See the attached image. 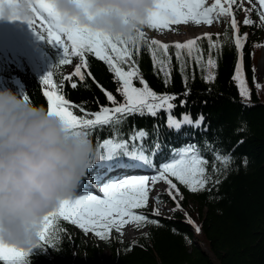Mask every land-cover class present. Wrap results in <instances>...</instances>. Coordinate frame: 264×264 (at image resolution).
Segmentation results:
<instances>
[{
    "label": "trees",
    "instance_id": "16d2710c",
    "mask_svg": "<svg viewBox=\"0 0 264 264\" xmlns=\"http://www.w3.org/2000/svg\"><path fill=\"white\" fill-rule=\"evenodd\" d=\"M243 14V10H235V16ZM250 18L255 23L244 25L243 19L239 31L240 36L247 34L243 47V71L249 98L240 95L233 80L239 53L231 39L233 31L228 23L220 38L223 42L227 31L229 39L219 52L214 50L217 67L214 70L215 80L211 83L204 79L206 72H201L195 65L187 70L188 79L185 82L173 58L172 77L165 85L162 76L153 67L147 45L142 43L139 52H134L140 75L150 88L157 93L175 94L187 101L184 107L174 110V115L179 117L181 113H187L193 120L202 115L204 123L200 130L185 126L183 134L177 135L163 126V113L158 117L133 115L123 124L121 138L127 139L138 130L149 132L150 138L143 143L148 147L158 139L161 150L150 157L157 166L167 162L174 149L194 143L200 149V155L208 160V173L219 183H210L207 187L211 191L206 188L193 193L173 178L182 196L178 197L179 208L167 192L162 193L158 195L159 204L172 205L176 209L170 216L154 215L149 194L147 207L136 211L146 215L149 221L157 222L141 223L137 226L138 234L132 240L108 235L99 243L70 221L57 218L52 230L58 237V246L34 249L28 258L30 264H264V85L257 87V67L264 56V27L259 25L255 12ZM142 31L151 41L148 34L159 30L145 26ZM201 43L207 55V41ZM41 44L47 52L44 68L32 51L21 45L16 46L18 58L15 62L0 56V88H11L22 97L27 95L29 102L47 108V98L42 92L45 86L41 83L42 77L51 71L62 52L46 40H42ZM71 60L75 64L80 62L78 57ZM87 63V70L96 82L87 76L84 81L73 77L77 87L72 88L69 82L64 81L59 92L71 104L96 112L101 105L110 106L97 82L116 95L118 100L121 97L116 92L118 85L113 74L105 63L92 55L87 57ZM66 67L59 65L54 70V83H59L66 76ZM134 83L137 87L141 86L138 80ZM186 90L188 95L184 96ZM72 110L80 114L78 108ZM158 123L159 136L153 137L151 134ZM113 135L108 128L98 129L90 139L95 146L97 139L102 142ZM217 150L230 154L232 160L228 166L217 163L219 172L213 173V153ZM152 174V171L131 172V175ZM85 191L87 185H80L75 194ZM106 251L108 257L103 260L101 256Z\"/></svg>",
    "mask_w": 264,
    "mask_h": 264
},
{
    "label": "snow or ice",
    "instance_id": "6c2138e0",
    "mask_svg": "<svg viewBox=\"0 0 264 264\" xmlns=\"http://www.w3.org/2000/svg\"><path fill=\"white\" fill-rule=\"evenodd\" d=\"M17 2L18 0H0V18L3 17V6L7 4L13 8L12 14L7 19L26 22L40 39L46 40L62 52L58 62L42 77L41 81L48 88L43 95L47 98L49 112L58 115L68 130L77 136L90 139L94 132L104 128H108L114 135L102 142L97 139L94 153L85 166L87 169L85 177L80 184H86L87 191L63 200L59 208L45 218L39 243L34 248L19 249L0 242V264H30L28 258L34 249L58 246L56 242L58 237L52 230L53 222L57 218L70 221L85 234L91 232L100 239H105L112 229L119 231L125 224L140 226L141 223L157 222L149 221L146 215L136 210L147 207L149 192L158 182L168 185L167 195L176 202L177 209L179 208L178 197L182 198V196L173 178L179 185H183L193 193L204 191L206 188L211 191L207 186L210 183H219L218 179L213 180L208 173V160L200 155V149L196 144L187 143L179 149H174L170 153V159L157 166L150 157L161 150L158 139L145 147L143 142L150 138L149 132L134 131L127 139H122L120 130L130 116L158 117L161 113L164 114L163 126L177 135L183 134L185 126L200 130L204 117L201 115L193 120L187 113H181L179 117L174 115V110L177 107H184L187 101L175 94L157 93L150 88L140 75L134 52H139L142 43L147 45L153 67L157 74L162 76L165 85L172 77L173 58L185 82L188 79L187 70L191 65H195L201 72L207 73L204 79L211 83L215 80L214 70L217 67L214 50L219 52L223 43L227 42L229 39L227 31L224 33L223 42L219 33L216 34L215 39L211 33H205L203 36L169 45L155 39L147 40L143 31H139L133 40L125 41L106 34L91 32L79 25L64 26L51 0H31L33 15L22 19L15 13ZM235 10L244 11V25L255 23L250 18L255 12L259 25L264 27V0H156L155 8L150 12L146 26L158 30L169 29L172 25L211 26L220 18H227L228 26L234 33L231 39L239 53L233 80L236 82L240 95L249 98L250 93L243 71V47L247 34L239 35ZM203 40L207 41V55L201 43ZM170 48L173 49L172 52L169 51ZM89 55L105 63L108 71L113 74L118 85L116 92L121 97L118 100L116 95L97 82V86L104 92L110 106L101 105L96 112L71 104L59 92V89L63 88L64 81L69 82L72 88L77 87L73 77L84 81L87 76L96 82L95 77L87 70ZM72 57H78L80 61L75 65L74 72L62 77L59 83H54V70L59 65L70 64ZM136 80L139 81L140 87L134 83ZM183 95L187 96L188 90ZM24 99L29 101L27 95ZM74 108L79 109V115L73 112ZM203 130L206 131V129ZM159 133L160 124L158 123L154 126L151 136L158 137ZM231 160L230 154L215 151L212 172H219L217 163L228 166ZM133 171H152L154 174L131 175ZM159 199L157 196V202ZM153 214L159 215L158 210L154 209ZM196 230L199 231V228Z\"/></svg>",
    "mask_w": 264,
    "mask_h": 264
},
{
    "label": "clouds",
    "instance_id": "9594fccd",
    "mask_svg": "<svg viewBox=\"0 0 264 264\" xmlns=\"http://www.w3.org/2000/svg\"><path fill=\"white\" fill-rule=\"evenodd\" d=\"M61 23L79 25L125 41L146 26L156 0H51ZM13 8L3 6V18ZM15 13L33 15L31 0H18ZM94 153L90 139L72 134L55 113L0 88V242L34 248L45 218L73 196Z\"/></svg>",
    "mask_w": 264,
    "mask_h": 264
},
{
    "label": "rangeland",
    "instance_id": "374dc122",
    "mask_svg": "<svg viewBox=\"0 0 264 264\" xmlns=\"http://www.w3.org/2000/svg\"><path fill=\"white\" fill-rule=\"evenodd\" d=\"M247 7V4H245ZM245 18V13L240 17L236 16L239 25V31L242 28V20ZM5 23V29L3 32L0 30V56L7 57L8 60L15 62L18 58L15 49L16 46H23V48L32 51L35 55V58L39 60L42 68L45 67L44 60L46 58L47 52L42 46V39L36 35V33L29 27V25L20 20H9L7 18H0V22ZM228 23L227 18H220L218 22H214L211 26L201 24L200 26H195L189 24L185 25H172L169 29L159 30L157 33L148 34L150 40H158L161 43L173 44L174 42H185L188 39L194 37L203 36L205 33H211L216 35L217 33L221 34L226 28ZM176 30V31H173ZM264 43V36H263ZM75 63L71 62L65 68V75H70L74 72ZM15 66H13L14 69ZM258 80L257 85H264V56L258 63ZM207 74V73H206ZM43 90H48L47 86H43ZM168 192V185L164 182H158L154 187L151 188L149 194L151 195L150 207L158 210V212L164 216H170L175 211V206L172 205H163L157 202L156 197L162 193ZM95 194V193H93ZM102 195V194H101ZM184 213V211H183ZM77 226V225H76ZM194 226V225H193ZM77 228H79L77 226ZM138 227L133 224H125L121 227L119 231L115 228L112 229L109 233V236H117L118 238L124 240H132L138 234ZM197 229V228H196ZM88 236L94 238L95 241L101 243V239L97 237L94 233H88ZM108 257V252H104L101 258L106 260Z\"/></svg>",
    "mask_w": 264,
    "mask_h": 264
},
{
    "label": "bare ground",
    "instance_id": "6f19581e",
    "mask_svg": "<svg viewBox=\"0 0 264 264\" xmlns=\"http://www.w3.org/2000/svg\"><path fill=\"white\" fill-rule=\"evenodd\" d=\"M5 29V23L3 21L0 22V30L1 32H3V30Z\"/></svg>",
    "mask_w": 264,
    "mask_h": 264
}]
</instances>
